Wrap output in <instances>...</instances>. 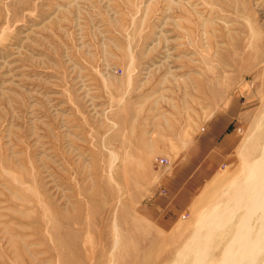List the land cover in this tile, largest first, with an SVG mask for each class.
I'll return each mask as SVG.
<instances>
[{
	"label": "rangeland",
	"instance_id": "obj_1",
	"mask_svg": "<svg viewBox=\"0 0 264 264\" xmlns=\"http://www.w3.org/2000/svg\"><path fill=\"white\" fill-rule=\"evenodd\" d=\"M234 96L237 162L162 216ZM0 264H264V0H0Z\"/></svg>",
	"mask_w": 264,
	"mask_h": 264
},
{
	"label": "crops",
	"instance_id": "obj_2",
	"mask_svg": "<svg viewBox=\"0 0 264 264\" xmlns=\"http://www.w3.org/2000/svg\"><path fill=\"white\" fill-rule=\"evenodd\" d=\"M242 102L236 96L221 109L215 110L205 121L202 131L187 145L185 157L172 162L163 173L161 193L166 218L192 206L197 193L196 179L202 175H217L223 166L237 162L239 146L243 140L239 119L243 118Z\"/></svg>",
	"mask_w": 264,
	"mask_h": 264
},
{
	"label": "built area",
	"instance_id": "obj_3",
	"mask_svg": "<svg viewBox=\"0 0 264 264\" xmlns=\"http://www.w3.org/2000/svg\"><path fill=\"white\" fill-rule=\"evenodd\" d=\"M157 161H159L160 163L162 164H167L169 162V160L167 158H160V159H157Z\"/></svg>",
	"mask_w": 264,
	"mask_h": 264
}]
</instances>
